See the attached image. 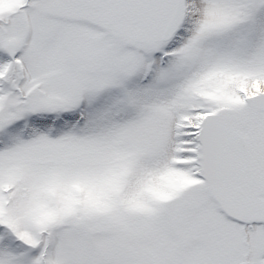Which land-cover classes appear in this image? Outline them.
Instances as JSON below:
<instances>
[{"label": "snow or ice", "instance_id": "1", "mask_svg": "<svg viewBox=\"0 0 264 264\" xmlns=\"http://www.w3.org/2000/svg\"><path fill=\"white\" fill-rule=\"evenodd\" d=\"M0 264H264V0H0Z\"/></svg>", "mask_w": 264, "mask_h": 264}]
</instances>
